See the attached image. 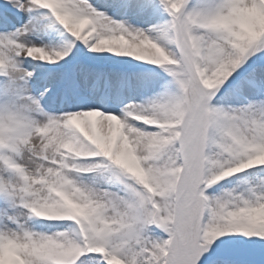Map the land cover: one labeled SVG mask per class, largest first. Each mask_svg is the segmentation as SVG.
Here are the masks:
<instances>
[{
  "label": "snow or ice",
  "instance_id": "1",
  "mask_svg": "<svg viewBox=\"0 0 264 264\" xmlns=\"http://www.w3.org/2000/svg\"><path fill=\"white\" fill-rule=\"evenodd\" d=\"M0 264H264V0H0Z\"/></svg>",
  "mask_w": 264,
  "mask_h": 264
}]
</instances>
